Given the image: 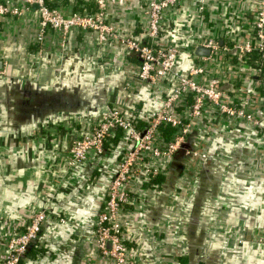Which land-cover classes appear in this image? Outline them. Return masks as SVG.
<instances>
[{"label":"crops","instance_id":"1","mask_svg":"<svg viewBox=\"0 0 264 264\" xmlns=\"http://www.w3.org/2000/svg\"><path fill=\"white\" fill-rule=\"evenodd\" d=\"M210 1V19L229 27L239 26L254 9L253 0ZM91 2L50 5L69 15ZM146 7V0H120L111 6L108 22L145 41ZM36 11L25 9L19 19L0 22V264L10 239L41 210L49 220L21 264H113L94 234L128 147L122 138L110 140L106 157H91L70 174L64 154L100 119L104 106L157 110L163 97L147 85L125 91L138 60L119 42L100 44L96 32H47L39 53ZM196 14L188 2L168 10L163 42L192 51L203 32ZM183 59L186 70L192 60L189 54ZM248 132L233 125L204 138L200 146L209 160L189 164L175 158L170 174L158 178L160 186L139 193L123 228L135 264H264V147Z\"/></svg>","mask_w":264,"mask_h":264},{"label":"built area","instance_id":"2","mask_svg":"<svg viewBox=\"0 0 264 264\" xmlns=\"http://www.w3.org/2000/svg\"><path fill=\"white\" fill-rule=\"evenodd\" d=\"M92 1L93 7L82 3L78 12L66 15L61 8L52 7L50 0H0V22L19 19L25 9L37 6L39 32L35 46L39 53L44 52L47 32L66 37L71 30L79 29L96 32L102 45L119 42L129 57L138 60L125 91L134 92L140 85H147L163 97L157 110L104 106L100 119L83 129L64 154L70 174L91 157H106L110 140L119 132L124 134L122 140L128 149L109 184L94 236L100 252L113 264H135L124 237L125 214L136 204L139 193L146 195L156 189L150 185L153 180L170 174L175 158L189 164L209 160L211 155L200 146L201 141L233 125L247 127L264 147V70L261 63L249 61L253 54H264V0H253L254 9L246 13L247 19L231 27L220 18L210 19V0H146L145 41L121 34L108 22L111 6L120 0ZM184 2L195 8L196 26L203 31L192 51L162 40L166 12ZM197 47L210 54L195 55ZM184 54L192 60L186 70ZM165 128H171V134L167 135ZM195 136L198 140L193 141ZM51 192L55 196L58 189ZM48 220L45 210L34 212L25 231L10 239L3 264H21Z\"/></svg>","mask_w":264,"mask_h":264},{"label":"trees","instance_id":"3","mask_svg":"<svg viewBox=\"0 0 264 264\" xmlns=\"http://www.w3.org/2000/svg\"><path fill=\"white\" fill-rule=\"evenodd\" d=\"M249 61H250V63H252L254 65H256L257 63H261V66L264 70V54H259V53L253 54L250 57ZM35 110H37V108H35ZM239 127L243 128V130H247V127H245V126H239ZM164 130H165L167 135L171 134V131H172L171 128H165ZM247 132H248V130H247ZM123 136H124V134L122 132H119L118 135L116 137L112 138L111 140H113V139L119 140L121 138L123 139ZM109 151H112L111 148H109ZM161 183H162V179H156V180H153V182L150 185H151V187L154 186L155 188H157L158 186L161 185Z\"/></svg>","mask_w":264,"mask_h":264},{"label":"water","instance_id":"4","mask_svg":"<svg viewBox=\"0 0 264 264\" xmlns=\"http://www.w3.org/2000/svg\"><path fill=\"white\" fill-rule=\"evenodd\" d=\"M34 8H37V6H34ZM209 54H210V51L209 50H205L202 47H197L195 49V55H197V56H208Z\"/></svg>","mask_w":264,"mask_h":264}]
</instances>
